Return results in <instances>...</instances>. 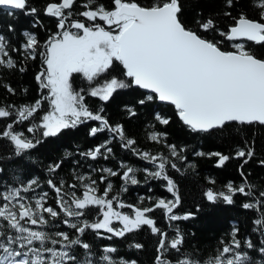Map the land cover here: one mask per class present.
<instances>
[{"label":"snow or ice","instance_id":"1","mask_svg":"<svg viewBox=\"0 0 264 264\" xmlns=\"http://www.w3.org/2000/svg\"><path fill=\"white\" fill-rule=\"evenodd\" d=\"M236 3L238 0H225L228 9ZM253 6L261 10L258 20L244 12L233 16L231 11H225L223 14L232 23L226 31H219L210 17L198 19L197 29L188 27L182 18V0H153L147 5L140 0H108L107 4L103 0H50L43 12L56 18V31L44 42L43 50L30 32L23 33L25 42L20 48L12 47L0 34V67L18 66L13 52L32 60L39 56L43 65L35 77L41 89L39 99L15 110L0 106V119L6 120L0 129V140H6L12 150L8 159L22 163L48 139L95 121L98 124L89 129L90 137L106 131L111 135L93 149L81 152V156L107 159L113 153L109 145L118 140L123 149L155 165V170L143 171L154 179L165 180L173 197L167 201L158 199L150 206L125 204L118 193L113 194L109 179L119 173L103 168L101 172L106 175L99 177V184L106 185L103 189L90 175H77L73 184L49 179L47 186L55 194L53 207L47 205L48 192L30 195L39 187L37 179L25 180L16 175L19 186L8 184L0 190V264H137L135 260L115 258L112 254L118 250L113 246H104L96 258L92 245L82 237L91 231L112 240L145 226L158 237L154 264H264V240L259 244L241 240L235 228L228 242L221 240L222 247L216 255L202 262L183 251L181 230L175 228L170 237L149 214L162 209L168 222L195 217L191 211L182 215L174 212L181 205V197L176 182L166 173V165L180 171L170 157L186 159L180 155L184 149L178 152L176 145L168 144L170 157L139 151L137 141L127 136L122 124H111L104 107L94 110L87 100L98 98L107 103L114 94L137 88L147 94L123 106L130 117L136 116V105L143 107L159 101L174 106L179 120L195 133L223 130L233 122L264 126V51L257 50H264V0H253ZM0 8L8 9L9 16L18 12L36 16L39 11L30 5V0H0ZM13 31L9 25L8 32ZM209 31L218 32L223 39L209 40L202 35ZM224 40L231 42L234 50H223ZM77 75L85 81L84 87H74ZM6 87L9 92L15 91ZM154 120L160 125L170 123V118L160 113L154 115ZM21 125L25 127L18 130ZM165 136L166 133L152 131L149 139L159 143ZM69 155L65 153V158ZM194 155L217 157L215 166L219 168L233 158H244L246 164L255 156V150L245 142V148H237L233 156L220 152ZM4 158L0 155V160ZM63 162L51 163L48 172L56 173ZM260 164L264 166V160ZM120 168L124 184L139 183L135 177L138 169L124 163ZM3 172L0 167V174ZM241 176L243 181L238 187L231 181L223 191L210 187L203 193L204 198L210 204L222 201L231 205L237 194L254 197L256 186L247 181L243 171ZM120 191L127 188L122 186ZM242 207L260 213L253 221V232L264 236V191ZM126 208L131 213L123 211ZM196 210H201L199 205ZM61 224L72 231L53 230L60 229ZM131 246L143 248L140 243ZM77 249L84 251L78 254ZM249 250L257 251L260 259L252 258Z\"/></svg>","mask_w":264,"mask_h":264},{"label":"trees","instance_id":"2","mask_svg":"<svg viewBox=\"0 0 264 264\" xmlns=\"http://www.w3.org/2000/svg\"><path fill=\"white\" fill-rule=\"evenodd\" d=\"M48 2L50 0H30V5L39 10L36 16L24 15L19 12L9 16L8 9L0 8V34L10 41L12 47L20 48L25 42L23 33L30 32L37 37L40 50H43L44 42L56 31L57 23L56 18L49 17L43 12ZM103 2L107 4L108 0H103ZM150 2L153 0H140V3L145 5ZM182 4V18L188 27L193 29H197L198 19L210 17L215 21L219 31H226L232 20L223 14L225 11H231L233 16L244 12L252 19H259L261 11L253 6V0H238L232 9L226 8L225 0H182ZM9 25H12L13 32H8ZM202 35L209 40L223 39L215 31L202 33ZM221 48L234 50L231 47V42L227 40H224ZM11 55L16 59L18 66L13 69L0 67V106H12V109L15 110L19 106L31 105L40 98L41 89L35 77L42 70L43 65L39 56L32 60L15 52ZM20 68L24 70L21 71ZM6 86H10L15 91L9 92ZM84 86L85 81L77 75L74 79V87ZM144 94H147L145 90L132 88L114 94L107 103L99 101L98 98L89 97L87 100L94 110L103 106L104 114L111 124H122L127 136L137 141L136 148L139 151L170 157L168 144L176 145L178 152L179 149H184L180 155L186 159L181 160L179 156L170 157L180 168V171L166 165V173L176 182L181 197V205L174 212L182 215L191 211L196 215L189 220L168 222L163 214L164 210L156 209L149 215L155 218L157 226L167 231L170 237L178 227L184 234L183 251L191 253L201 262L216 255L218 249L222 247L221 240L228 242L234 228L238 229L237 238L251 239L259 244V241L264 240V236H261L259 231L253 232L255 227L253 221L258 218L260 213L256 210H246L242 204L248 201L254 202L255 198L259 196V191H264V166L260 164V161L264 160V126L259 124L240 125L233 122L223 130L195 133L179 120L175 114L174 106L159 101L143 107L136 105L137 114L130 117L123 106L127 103H134ZM44 107L47 108L46 103ZM156 113L169 117L170 123L168 125L157 123L154 120ZM7 122H11V120H7ZM5 123V119H0V129L5 126ZM97 124L98 122L92 121L75 130L66 131L58 138L48 139L33 150L30 158L26 157L22 163L7 158L11 155L12 150L6 140H0V155L5 157L0 160V167L4 169V172L0 174V190H3L8 184L19 186L14 179L16 175L25 180L34 178L39 181V187L36 188L35 193H30V195L48 192L47 205L55 207V194L47 186L49 179H54L57 183L63 180L66 184H73L77 182V175H90L99 184L100 175H106L101 172V169L111 168L119 173L116 177L109 178L113 183V194L118 193L120 200L125 204L150 206L161 198L166 201L173 199L172 194L167 191L165 180L154 179L143 171L144 168L155 170V165L140 159L139 156L133 155L127 149H123L118 140H114L109 145L112 147L113 153L108 154L107 159L100 156L96 160H92L81 156V152L93 149L110 137L111 134L107 131L90 137L89 129ZM24 127L25 125L19 126L18 130ZM152 131L166 133V136L159 143L154 142L149 139V134ZM245 142L255 150V156L246 164H244V158H233L223 167L218 168L215 166L217 157L194 155L195 152L205 154L220 152L233 156L237 148H245ZM65 153L71 155L65 158ZM62 159L64 162L61 168L54 174L49 173L48 166ZM121 163L138 169L135 172V177L139 181L137 185L124 184V181L120 179L123 172V169L120 168ZM241 165H243L242 169ZM241 171L247 177V181L256 186L254 197L237 194L231 205L224 204L222 201L216 204L206 201L203 193L210 187L216 191H223L225 185L230 181L238 187L243 181ZM210 180L215 183H210ZM105 186L99 184L101 189ZM122 186L126 187L127 191H120ZM141 197L144 199L141 200ZM197 205L201 209L199 212L196 210ZM123 211L131 213V209L126 208ZM53 230L72 231L63 224L60 225V229ZM82 239L92 245L96 258L102 254L104 246L117 248V253L112 254L115 258L123 257L125 260H135L137 264H154L157 254L158 237L152 235L147 226L140 231L127 234L126 237H114L112 240L98 237L91 231L86 233ZM135 243L142 244L143 248L136 249L131 246ZM83 251V249H77L78 254ZM249 252L252 258L260 259L257 251L249 250Z\"/></svg>","mask_w":264,"mask_h":264},{"label":"water","instance_id":"3","mask_svg":"<svg viewBox=\"0 0 264 264\" xmlns=\"http://www.w3.org/2000/svg\"><path fill=\"white\" fill-rule=\"evenodd\" d=\"M258 20V19H257ZM226 51H232V50H226Z\"/></svg>","mask_w":264,"mask_h":264}]
</instances>
